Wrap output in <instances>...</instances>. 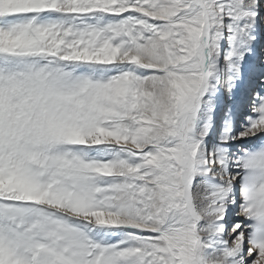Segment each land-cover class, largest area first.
Listing matches in <instances>:
<instances>
[{
	"label": "snow or ice",
	"instance_id": "6c2138e0",
	"mask_svg": "<svg viewBox=\"0 0 264 264\" xmlns=\"http://www.w3.org/2000/svg\"><path fill=\"white\" fill-rule=\"evenodd\" d=\"M0 264H264V0H0Z\"/></svg>",
	"mask_w": 264,
	"mask_h": 264
}]
</instances>
